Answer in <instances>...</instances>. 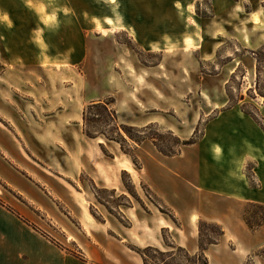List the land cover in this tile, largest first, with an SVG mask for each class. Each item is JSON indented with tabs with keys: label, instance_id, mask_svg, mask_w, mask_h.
I'll return each mask as SVG.
<instances>
[{
	"label": "rangeland",
	"instance_id": "rangeland-1",
	"mask_svg": "<svg viewBox=\"0 0 264 264\" xmlns=\"http://www.w3.org/2000/svg\"><path fill=\"white\" fill-rule=\"evenodd\" d=\"M92 1L115 15L110 0ZM153 1L160 8L154 14L147 11L145 18L143 0H116L121 17L127 14L133 21L142 16L141 40L158 37L164 30L171 36L172 51L164 56L154 50L157 46L151 51L142 49L132 40L130 34L134 32L129 25L113 31L118 44L112 42L110 47L122 45L133 53L143 69L138 76L106 71L113 56L101 55L105 47L97 38L93 44L101 56L92 57L95 64L88 73L89 81L82 64L73 67L41 60L39 68L33 63L36 56L13 55L10 50L26 41L0 39V125L21 141L28 171L24 170L29 172L11 163L26 195L0 177V204L45 242L74 256L83 253L79 245L89 240L92 245H113L114 251L123 249L133 256H140L138 250L148 246L171 250L176 254L167 262L193 264L168 245L189 247L191 242L199 241L207 246L211 240L218 242L223 233L219 235L215 223L202 219L195 227L191 217L176 212L159 198L144 170L149 152L156 149L165 155L177 154L182 147L198 142L205 123L219 110L233 106L264 130V29L250 20L252 13L264 9V0H229L243 7L239 13L216 11L211 0H179L182 10L173 3L172 20L165 27L161 16L168 11L169 0ZM189 17L195 24L189 22ZM109 26L105 31L111 34L114 25ZM197 33L200 47L185 51L184 38L191 36L196 41ZM32 45L42 54L37 40L28 47ZM163 57L166 62L159 66ZM149 66L154 69H147ZM147 82L155 93V103L141 105V111L165 115L168 122L135 125L117 119V100L125 104L145 100ZM82 92L99 102L86 106ZM151 106L156 108L147 109ZM85 210L97 222V226L86 230L80 224ZM244 219L250 228H257L264 223V206L245 204ZM123 238L127 241H118ZM154 256L157 259L152 264H163L158 254ZM14 264L25 263L18 259ZM91 264L109 261L91 260Z\"/></svg>",
	"mask_w": 264,
	"mask_h": 264
},
{
	"label": "crops",
	"instance_id": "crops-1",
	"mask_svg": "<svg viewBox=\"0 0 264 264\" xmlns=\"http://www.w3.org/2000/svg\"><path fill=\"white\" fill-rule=\"evenodd\" d=\"M143 1L141 7L145 9L142 10L145 18L148 17L147 11L151 10L154 14L160 8L154 5L153 0ZM211 1L213 8L222 13L233 12L236 7V4L229 0ZM32 2L44 3L48 14L55 11L59 26L52 29L46 27L41 23L37 13L26 7L25 0H0V14L8 13L13 23L11 29L0 23L4 32L2 38L6 41H26L20 47L10 48L13 55L36 56L33 63L38 64L39 68H42L43 62L53 64L58 61L73 67L82 64L88 80V73L93 70L95 64L92 57L100 55L93 44L97 38L96 41H101L105 47L102 48L101 55L113 56L111 62L107 64L106 71H117L124 75L129 73L132 76L131 73L137 75L143 70L137 65L139 60H136L128 49L125 50L120 44L118 47H110L112 42L118 44L112 35V29L108 35L94 31L92 17L100 18L106 30L109 25L103 23L105 17L113 19L115 23V15H112L107 7L97 6L92 0H32ZM176 2L169 0L168 11L165 10L161 16L163 27L171 23L173 3L175 6ZM64 8L69 10L68 14H65ZM142 21L141 15L138 20L133 21L127 18V14L122 17V23L133 29L134 34H130L132 40L141 44L142 49L151 51V47L157 46L164 56L169 54L171 36L166 34L167 30L158 37L151 35L147 41H143L139 32ZM161 22L159 24L162 25ZM38 28L43 29L40 39L48 46L41 50L42 54L33 45L28 47V44L37 40L35 32ZM165 36L168 37L167 40L164 39ZM190 51L191 49L188 50ZM163 62H166L164 57L160 60L159 66ZM152 68L147 67L149 70L154 69ZM147 84L149 93L146 94L145 100H134L133 103L126 104L123 100H117L115 104L117 119L125 124L135 125L157 122L162 124L161 120L164 124L168 122L169 119H166L165 115L160 117L157 112L149 111L144 114L141 111V105L155 103V100H152V92L155 93L150 83ZM81 95L86 106L99 102V99L88 97L83 92ZM150 108L155 109L156 106L147 109ZM74 113L75 116L78 115L77 112ZM203 131L198 142L182 147L175 155H165L155 148V151L149 152L144 169L147 181L168 206L191 217L195 227L197 221L202 219L215 223L222 229L223 234L219 241L209 244L205 249L207 264H264V255L261 253L264 249V223L257 228H250L244 219L245 204L264 206V130L251 116L233 106L219 110L205 123ZM216 147L221 149L219 154L215 152ZM23 152L25 149L21 141L9 128L0 125V177L14 190L26 195L20 188V179L16 177L15 172L18 171L11 164L29 174ZM72 196L75 199V195ZM80 221V224L88 229L97 224L86 210L80 215ZM118 241L123 243L127 239ZM177 245L184 247L180 243ZM79 246L83 253L74 256L55 244L45 242L41 235L23 223L5 205L0 204V264H14L18 259H22L25 264H91V260L98 263L105 258L109 264H143L140 256H133L123 249L114 251L113 245L105 246L99 243L96 246L87 240L82 241ZM184 248L190 254H195L199 250V241H193L189 247Z\"/></svg>",
	"mask_w": 264,
	"mask_h": 264
},
{
	"label": "clouds",
	"instance_id": "clouds-1",
	"mask_svg": "<svg viewBox=\"0 0 264 264\" xmlns=\"http://www.w3.org/2000/svg\"><path fill=\"white\" fill-rule=\"evenodd\" d=\"M110 3L115 5V7H113L112 11L115 14V23L113 21V19L105 17L103 23L108 24V25H114L112 28V31H116L119 28L123 27V23H122V17L121 15L116 11V9L119 7V5L116 4V0H110ZM25 5L26 7H28L29 9H33L37 15L39 16L41 23H43L46 27L52 29L55 27L59 26V22L57 19V13L55 11H53L51 14H48L46 12V5L44 3H39V4H34L32 2V0H25ZM175 7L176 9L180 10L182 8V5L179 3V0H177V2L175 3ZM63 11L65 12V14H68L69 10L67 8H64ZM189 12H192L193 9L191 6H189L188 8ZM244 9L241 5L237 4L234 12L239 13V12H243ZM181 15H183V13L181 12ZM85 16L87 17V14H85ZM251 22L258 26L259 29H264V9H261L257 12L252 13L251 17H250ZM92 24L95 26L94 27V31L96 32H100L104 35H108V32L105 31L104 27L102 26V22L100 18L97 17H92L91 20ZM189 22L192 24H195V21L192 20L191 17H189ZM0 23H3L7 26V28L11 29L13 27V23L11 21V18L9 16L8 13H2L0 14ZM43 34V29H36L35 32V36L37 38V43L39 45V47H41L42 49H46V45L44 44L43 40L40 39V37ZM0 39H2V37H0ZM165 40L168 39L167 36L164 37ZM199 33H197V40L194 41L193 38L191 36H186L184 39V43L185 45H187V47L184 49L185 51H188L189 49H198L200 47V43L199 41ZM245 39H247V36H245ZM154 50H158V49H154ZM168 51L171 52L172 51V47L168 48ZM215 152L217 154H219L221 152V149L219 147L215 148Z\"/></svg>",
	"mask_w": 264,
	"mask_h": 264
},
{
	"label": "trees",
	"instance_id": "trees-1",
	"mask_svg": "<svg viewBox=\"0 0 264 264\" xmlns=\"http://www.w3.org/2000/svg\"><path fill=\"white\" fill-rule=\"evenodd\" d=\"M104 110L107 111V108H104ZM85 133L91 137V135L88 132H85ZM214 225L219 228V235H221L223 233L222 229L217 224H214ZM216 242H217V239L211 240L209 241L208 245L212 243H216ZM168 246L172 248H176L177 251L183 253V256L186 258V260H188V262H191L193 264H207L208 263V259L205 255V249L207 248V246H204L201 242H199L198 252L193 255L180 246H173V245H168ZM138 253L142 257L143 264H152L151 261L155 262L154 259H157V258H155L154 254H158L160 256L159 261H161L163 264H171L170 261L167 262L166 259L169 258L172 260V257L176 254L174 253V251H171V250L170 251H160L159 249L152 247V246L139 249ZM262 254H264L263 251H262Z\"/></svg>",
	"mask_w": 264,
	"mask_h": 264
}]
</instances>
